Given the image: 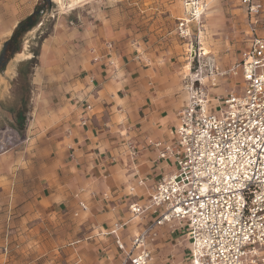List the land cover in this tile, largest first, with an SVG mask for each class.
I'll return each instance as SVG.
<instances>
[{
  "label": "crops",
  "instance_id": "crops-1",
  "mask_svg": "<svg viewBox=\"0 0 264 264\" xmlns=\"http://www.w3.org/2000/svg\"><path fill=\"white\" fill-rule=\"evenodd\" d=\"M76 23L57 22L35 56L20 49L0 70V127L26 139L0 156L2 210L33 229L72 226V264H120L113 225H122L116 235L127 245L160 215L149 198L175 161L159 158L155 144L176 140L186 76L156 39H126L113 23ZM15 27L1 31L9 38ZM130 205L144 212L134 215ZM153 231L151 264H189L184 223Z\"/></svg>",
  "mask_w": 264,
  "mask_h": 264
},
{
  "label": "built area",
  "instance_id": "built-area-1",
  "mask_svg": "<svg viewBox=\"0 0 264 264\" xmlns=\"http://www.w3.org/2000/svg\"><path fill=\"white\" fill-rule=\"evenodd\" d=\"M240 3L250 16L260 7L258 0ZM199 56L198 71L184 81L188 99L177 113L175 142L155 144L159 158L175 161L149 198L148 208L158 209L159 217L127 245L116 235L122 225L111 230L124 254L120 264H151L149 235L171 221L186 225L189 264H264V37L252 35L229 69L240 76L238 93L211 98L200 84ZM25 142L15 127H0V156ZM129 210L144 212L136 205Z\"/></svg>",
  "mask_w": 264,
  "mask_h": 264
},
{
  "label": "rangeland",
  "instance_id": "rangeland-1",
  "mask_svg": "<svg viewBox=\"0 0 264 264\" xmlns=\"http://www.w3.org/2000/svg\"><path fill=\"white\" fill-rule=\"evenodd\" d=\"M83 1L24 0L15 10L19 0H0V49L8 38L4 34L6 30L1 31L2 26L12 28L16 24L17 27V23L28 18L39 5L38 17L21 38L20 49L24 56H35L38 46L54 31L57 22H63V28L76 22L113 23L114 29L120 30L126 39L161 42L163 49H169L183 66L185 80L193 78L195 70L198 71L196 55L205 54L199 56L200 84L214 98L239 92L240 76L229 73V69L241 59L252 35L264 37V0H258L260 7L252 16L240 0H87L77 9ZM192 1L198 3L196 7H203L197 9L198 20L193 16L194 10L187 11V4ZM71 17L78 19L70 23ZM215 106V103L210 104V108ZM1 203L3 199H0V264L74 262L70 252L78 245L74 246L72 226L58 225L48 231V222L45 227L35 229L31 223H22L28 224L24 228L16 215L2 210Z\"/></svg>",
  "mask_w": 264,
  "mask_h": 264
},
{
  "label": "trees",
  "instance_id": "trees-1",
  "mask_svg": "<svg viewBox=\"0 0 264 264\" xmlns=\"http://www.w3.org/2000/svg\"><path fill=\"white\" fill-rule=\"evenodd\" d=\"M39 5L35 7L34 12L26 19L20 21L17 27L13 30L12 35L4 43L0 52V70L4 67L6 62L12 57L13 54L20 51L21 38L30 25L38 17Z\"/></svg>",
  "mask_w": 264,
  "mask_h": 264
},
{
  "label": "bare ground",
  "instance_id": "bare-ground-1",
  "mask_svg": "<svg viewBox=\"0 0 264 264\" xmlns=\"http://www.w3.org/2000/svg\"><path fill=\"white\" fill-rule=\"evenodd\" d=\"M196 5H198V3L196 4L195 2H188V4H187V11L188 12H190V11H192V10H194V15L193 16H195L194 18H196V20H198V18H199V13H198V10L197 9H199V8H203V7H199V6H197L196 7ZM192 6H194L193 8H192ZM190 14V13H189ZM193 14V13H192ZM187 23H189L190 22V20L189 19H186L185 20ZM200 50H202V48L200 49ZM200 55H203V56H205V54H203V53H201Z\"/></svg>",
  "mask_w": 264,
  "mask_h": 264
}]
</instances>
